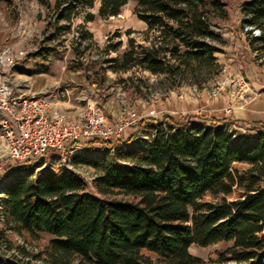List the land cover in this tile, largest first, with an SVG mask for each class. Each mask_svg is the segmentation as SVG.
Wrapping results in <instances>:
<instances>
[{
	"label": "trees",
	"instance_id": "obj_1",
	"mask_svg": "<svg viewBox=\"0 0 264 264\" xmlns=\"http://www.w3.org/2000/svg\"><path fill=\"white\" fill-rule=\"evenodd\" d=\"M40 1L50 8L48 0ZM97 1L56 0L55 21H72ZM129 1L100 0L98 16L118 17ZM134 1L136 16L156 35L146 37L149 47L130 42L102 69L139 68L201 88L203 74L220 68L216 54L226 41L215 28L228 19L227 6L221 0ZM84 20L96 15L86 13ZM242 33L254 63L264 69V0L242 4ZM234 126L201 113L179 119L164 114L142 119L127 139L90 141L91 149L104 151L140 141L122 154L124 166L106 159L90 163L99 172L93 184L101 195L123 194L133 204L88 193V181L72 171L21 175L0 191V243L11 251L7 232L54 239L37 254L20 247L21 255L8 260L0 252V264H32L28 257L40 264H149L141 251L163 264H264V128L246 139ZM30 163L16 170L35 169ZM220 243L230 246L216 259L190 253L193 245Z\"/></svg>",
	"mask_w": 264,
	"mask_h": 264
},
{
	"label": "rangeland",
	"instance_id": "obj_2",
	"mask_svg": "<svg viewBox=\"0 0 264 264\" xmlns=\"http://www.w3.org/2000/svg\"><path fill=\"white\" fill-rule=\"evenodd\" d=\"M48 1L50 8L42 5L40 0H0V54L6 46L25 53V57L15 61L13 66H0V78L11 80L23 90L51 91L60 86L70 96L85 99L83 105L99 103L112 123L122 122L129 111L136 112L141 119L161 117L169 112L179 119L188 114L178 113L177 107L188 108L190 114L205 113L207 103L214 100L210 93L225 78L224 62H219V59H228L232 49L247 47L246 37L242 33V4L248 0H221L229 14L228 19L215 30L225 39L226 45L216 54L220 68L203 74L204 84L201 88L189 84L190 79L170 80L164 75H153L139 68L115 73L108 66L103 70L102 62L122 56L129 50L130 42L135 47H149L151 44L146 37L156 35L136 16V1H129L120 16L105 19L98 16V0L93 9L79 10L73 15L72 21L64 19L59 23L55 21L56 0ZM86 13L96 15V20L86 22ZM118 43L122 45L115 49ZM136 130L128 131L123 138L127 139ZM240 133L250 139L256 132L245 128ZM89 142L83 141L74 148L68 147L37 159L30 163L35 164V169L27 172H18L16 169L26 167L28 163L11 162V168L4 171L0 191L21 175L35 177L39 171L64 170L81 175L89 183L87 192L102 200L133 204L134 199L123 194L101 195L93 184L99 172L90 163L106 159L115 165L124 166L122 154L139 145L140 141L109 151L93 150L88 146ZM3 225L4 219L0 213V228ZM6 236L11 251L5 243H0V252L8 260L20 254V247L37 254L54 239L45 233L22 237L7 232ZM229 246L225 243L207 248L193 245L190 253L209 261L216 259ZM141 255L149 264H163L162 259L152 253L141 251ZM26 260L40 264L30 257Z\"/></svg>",
	"mask_w": 264,
	"mask_h": 264
},
{
	"label": "built area",
	"instance_id": "obj_3",
	"mask_svg": "<svg viewBox=\"0 0 264 264\" xmlns=\"http://www.w3.org/2000/svg\"><path fill=\"white\" fill-rule=\"evenodd\" d=\"M254 34L259 36L260 31ZM24 57V51L6 46L0 54V66L11 67ZM223 72L225 78L212 90L211 98L230 93L245 99L250 91L248 81L228 74L225 68ZM68 95L60 86L51 91L23 90L11 80L0 78V184L11 162H34L52 152L74 148L83 141L115 143L128 131L137 129L142 120L136 112L129 111L122 122L112 123L97 102L76 110H63L59 103ZM235 107L232 104L223 111L231 117Z\"/></svg>",
	"mask_w": 264,
	"mask_h": 264
},
{
	"label": "crops",
	"instance_id": "obj_4",
	"mask_svg": "<svg viewBox=\"0 0 264 264\" xmlns=\"http://www.w3.org/2000/svg\"><path fill=\"white\" fill-rule=\"evenodd\" d=\"M222 60L228 74L234 77H243L248 81L250 91L246 94L245 99L239 98L238 95L233 96L230 93H224L211 103H207L204 110L206 111L205 113H199L217 119L231 120L236 125L234 127H238L240 130L246 128L249 131H259L264 128V69L254 63V55L245 46H242V49H232V54L228 59L224 57L219 59V62ZM84 100L80 97L74 98L69 95L63 102L59 103V106L63 110H76L85 106L83 105ZM203 100L205 101V98ZM232 104H235L236 107L230 117L223 110ZM176 110L180 114H190L188 108L177 107ZM171 113L169 112V114Z\"/></svg>",
	"mask_w": 264,
	"mask_h": 264
}]
</instances>
